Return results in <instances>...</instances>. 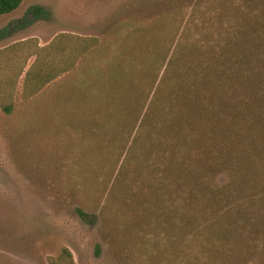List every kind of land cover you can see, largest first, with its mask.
Returning a JSON list of instances; mask_svg holds the SVG:
<instances>
[{"label":"rangeland","instance_id":"1","mask_svg":"<svg viewBox=\"0 0 264 264\" xmlns=\"http://www.w3.org/2000/svg\"><path fill=\"white\" fill-rule=\"evenodd\" d=\"M255 22L264 37V0H23L0 15V264H50L63 248L73 264H264L262 215L155 213L154 159L131 146L144 105L122 106L156 78L149 64L130 83L127 62L140 72L144 53L165 64L179 39L219 42Z\"/></svg>","mask_w":264,"mask_h":264},{"label":"trees","instance_id":"2","mask_svg":"<svg viewBox=\"0 0 264 264\" xmlns=\"http://www.w3.org/2000/svg\"><path fill=\"white\" fill-rule=\"evenodd\" d=\"M22 1L0 0V15L11 13ZM29 14L34 19L50 16L42 6H32ZM250 27V35L219 42L182 38L165 64L144 53L140 72L130 69L131 61L124 68L130 83L149 64V74L156 77L149 92L146 81L137 84L140 100L124 93L122 106L133 111L144 105L131 146L143 143L144 150H150L156 169L155 213L168 211L172 223L190 225L198 211L222 212L218 221L227 223L252 214L264 216V37L256 35L262 30L259 22ZM8 34L7 28L0 30V39ZM125 87L129 95L134 91ZM220 174L224 178L218 182ZM50 264H73L71 252L63 248Z\"/></svg>","mask_w":264,"mask_h":264}]
</instances>
